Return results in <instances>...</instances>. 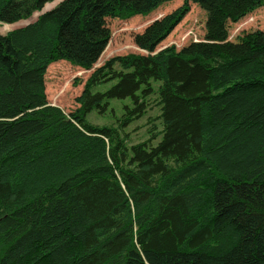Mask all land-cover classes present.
I'll return each mask as SVG.
<instances>
[{
	"label": "trees",
	"instance_id": "obj_1",
	"mask_svg": "<svg viewBox=\"0 0 264 264\" xmlns=\"http://www.w3.org/2000/svg\"><path fill=\"white\" fill-rule=\"evenodd\" d=\"M51 1L0 0V23ZM169 1L61 0L0 34V264H264V30L228 39L264 0H183L134 35L145 53L93 67L108 18ZM191 3L204 38L156 51ZM58 60L92 69L68 113L46 96ZM113 102L116 125L88 119Z\"/></svg>",
	"mask_w": 264,
	"mask_h": 264
},
{
	"label": "rangeland",
	"instance_id": "obj_2",
	"mask_svg": "<svg viewBox=\"0 0 264 264\" xmlns=\"http://www.w3.org/2000/svg\"><path fill=\"white\" fill-rule=\"evenodd\" d=\"M60 1L53 0L46 3L41 11L34 12L27 19H22L12 24L0 23V34H5L8 30L10 31L34 21L40 13L54 7ZM182 3L183 0H171L160 5L156 10L146 16L136 15L127 19L108 18L107 26L111 32L110 39L93 67L99 66L106 59L116 54L130 52L145 53L135 45L134 35L142 32L154 19L172 12ZM205 19L206 13L196 4L191 3L189 12L169 35L159 43L156 50H160L171 44L179 48L190 41L202 40L205 33ZM257 29L264 30V7L255 9L238 22L229 23L228 39L235 41L238 36H241L245 32H251ZM91 71L92 69H81L65 60H58L51 63L45 74L47 100L51 104L61 107L65 112H70L76 107L77 104L74 99L81 92L83 83ZM122 104L123 102H113L111 105L113 110H109L104 116L92 112L89 114L88 119L99 125H116L117 119L122 113ZM155 113V109L149 112L152 115ZM147 127L146 116L132 122L124 131L128 135L127 142L133 144L146 139L148 137Z\"/></svg>",
	"mask_w": 264,
	"mask_h": 264
},
{
	"label": "bare ground",
	"instance_id": "obj_3",
	"mask_svg": "<svg viewBox=\"0 0 264 264\" xmlns=\"http://www.w3.org/2000/svg\"><path fill=\"white\" fill-rule=\"evenodd\" d=\"M52 5V4H51ZM17 26V25H16ZM9 31V30H8Z\"/></svg>",
	"mask_w": 264,
	"mask_h": 264
},
{
	"label": "water",
	"instance_id": "obj_4",
	"mask_svg": "<svg viewBox=\"0 0 264 264\" xmlns=\"http://www.w3.org/2000/svg\"><path fill=\"white\" fill-rule=\"evenodd\" d=\"M156 51H158V50H156Z\"/></svg>",
	"mask_w": 264,
	"mask_h": 264
}]
</instances>
